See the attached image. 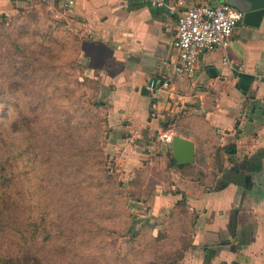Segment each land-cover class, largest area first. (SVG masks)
<instances>
[{"label": "crops", "instance_id": "1", "mask_svg": "<svg viewBox=\"0 0 264 264\" xmlns=\"http://www.w3.org/2000/svg\"><path fill=\"white\" fill-rule=\"evenodd\" d=\"M52 1L82 34L84 68L97 80V95L107 107L106 145L122 176L142 178L139 202L148 200L149 220H160L185 198L191 246L171 264H264V14L257 25L242 17L230 44L200 54L192 75H174L176 17L166 5ZM163 1L226 2L241 11L246 3ZM29 2L0 0V15H12ZM165 76L172 77L169 87L149 86ZM167 124L194 142L193 163H172L171 144L157 137ZM217 148L220 170L213 165ZM200 169L206 176L216 173L210 185L193 177Z\"/></svg>", "mask_w": 264, "mask_h": 264}, {"label": "rangeland", "instance_id": "2", "mask_svg": "<svg viewBox=\"0 0 264 264\" xmlns=\"http://www.w3.org/2000/svg\"><path fill=\"white\" fill-rule=\"evenodd\" d=\"M33 1L12 15H0V140L6 150L22 142L24 152L19 168L13 164L8 191L20 201L24 224L31 221L30 215L46 214L42 227L50 230L51 238L38 247L43 264L178 261L191 246L187 206L176 205L160 220H149L148 200L139 202L142 178L122 176L106 145L107 107L97 95V80L84 68L82 34L55 1ZM81 122L89 125V137L100 126L97 143L107 160L100 164L103 174L97 166L83 186L78 185L82 175L67 163L75 143L83 144L70 135L71 124ZM33 125H49V132H59L67 143L50 141L48 131H34ZM31 138H37L34 155ZM98 151L94 149L97 157ZM65 164L69 169L60 171ZM109 164L112 169H107ZM97 177L101 186L90 183Z\"/></svg>", "mask_w": 264, "mask_h": 264}, {"label": "trees", "instance_id": "3", "mask_svg": "<svg viewBox=\"0 0 264 264\" xmlns=\"http://www.w3.org/2000/svg\"><path fill=\"white\" fill-rule=\"evenodd\" d=\"M55 21L60 25L57 20ZM33 128L35 129L34 131L37 130L38 132L48 131L50 135L48 139H50V141L55 139V141L61 145L67 143L66 140L59 139V132H49V125L39 129H37V125H33ZM71 128L70 135H74L82 140L83 144L78 141L75 145L72 143L74 148L70 152V158H68L70 161L67 163H70L77 175H82L80 176V183L78 185L83 186L87 184V176L93 178V174L97 173V166L98 173L101 172L100 174L102 175L104 172L103 170V172L101 171L102 167L100 168V164L105 165L107 160L103 157L101 146L97 143L100 126L93 130V134L90 137L88 136L90 127L85 122L71 124ZM36 139L31 138V140H29V144L31 145L30 150H33V155ZM27 143L28 142L25 143V146ZM6 148L4 141L0 140V264H43V256L40 254L38 247H40L42 241L51 238L50 230L42 227V221L45 220L46 214H41L39 217L30 215L28 219H31V221L28 223L25 221L26 224L19 219L20 201L13 199L12 193L8 191V187L12 179L10 178L12 175L11 171H13L14 165L19 168L20 161L18 160L21 159L24 150L22 149V142L8 150H6ZM91 148L99 150V158L95 156L94 149ZM89 150L93 152L89 154ZM89 155L92 156L89 158ZM171 161L175 164V159L173 157ZM213 165H215L217 170H220L222 167V157L219 148L215 150ZM69 167L68 164H65L61 166L59 170L66 172ZM107 169H112V166L110 164L107 165ZM205 176L206 173H204L202 169L198 170V172L193 175V177L197 178L201 183L210 185L208 182L204 181L203 178ZM215 177L216 173L214 172L211 174L210 180L213 181ZM97 178L90 179V183H95L96 181V186H101V179L100 177ZM185 202V198L183 197L177 201L176 205H183L185 207ZM42 232H44V234L41 236ZM182 257L183 255H180L177 260Z\"/></svg>", "mask_w": 264, "mask_h": 264}, {"label": "built area", "instance_id": "4", "mask_svg": "<svg viewBox=\"0 0 264 264\" xmlns=\"http://www.w3.org/2000/svg\"><path fill=\"white\" fill-rule=\"evenodd\" d=\"M45 1V0H38ZM75 0H66L71 6ZM158 5H166L169 12L176 17V34L173 46L177 52L174 75H192L200 54L216 48H226L230 44L235 27L243 17V11L222 2L210 5L200 2L192 5L167 4L156 0ZM182 6V9H178ZM171 76L151 79L149 86L156 90H164L170 86ZM175 131L171 124L162 127L157 134L158 140L169 146Z\"/></svg>", "mask_w": 264, "mask_h": 264}, {"label": "water", "instance_id": "5", "mask_svg": "<svg viewBox=\"0 0 264 264\" xmlns=\"http://www.w3.org/2000/svg\"><path fill=\"white\" fill-rule=\"evenodd\" d=\"M264 14V0H246L243 8V20L257 25ZM213 71L212 68L209 69ZM171 147L175 162L179 165L193 163L195 160L194 142L174 134Z\"/></svg>", "mask_w": 264, "mask_h": 264}]
</instances>
